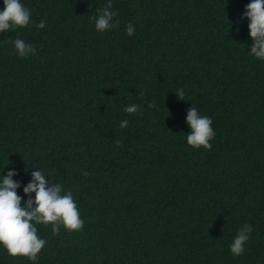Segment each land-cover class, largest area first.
Returning <instances> with one entry per match:
<instances>
[{
    "label": "trees",
    "instance_id": "16d2710c",
    "mask_svg": "<svg viewBox=\"0 0 264 264\" xmlns=\"http://www.w3.org/2000/svg\"><path fill=\"white\" fill-rule=\"evenodd\" d=\"M21 2L33 23L0 33V175L19 173L26 202L31 172L43 171L72 191L85 223L58 235L37 225L38 261L0 244V264H264V60L242 19L251 0H111L120 23L104 32L92 17L108 0ZM17 38L35 54L21 58ZM132 104L143 115L124 111ZM192 106L213 121L210 151L187 144ZM245 224L251 238L234 256Z\"/></svg>",
    "mask_w": 264,
    "mask_h": 264
},
{
    "label": "clouds",
    "instance_id": "9594fccd",
    "mask_svg": "<svg viewBox=\"0 0 264 264\" xmlns=\"http://www.w3.org/2000/svg\"><path fill=\"white\" fill-rule=\"evenodd\" d=\"M112 7L111 0H108L103 8L97 10L98 14L92 17L98 32L119 27L118 20L113 22L117 13L112 10ZM243 18L249 21V34L253 41L250 54L257 59L264 60V0H251L246 5ZM31 23H33L31 9L26 7L21 0H3V9L0 10V33L25 28ZM36 27L44 28L45 22L40 21ZM126 30L129 36L135 31L131 23L126 26ZM12 43L21 58L34 55L36 52L35 45L23 39L17 38ZM176 94L179 100H184L183 88L179 89ZM155 106V103L148 105L149 108ZM124 111L129 114L143 115L140 106L135 104L126 106ZM128 123L127 120H123L120 127L126 128ZM187 124L191 129L186 136L187 144L194 149L203 147L210 151L212 149L210 141L216 135L212 127V119L201 115L198 109L192 106L188 110ZM116 143L118 146H123L122 141ZM18 174L16 170H11L7 172V175H0V244L10 256H23L36 262L38 254L47 243L39 236L37 225H51L53 234L58 235L61 226L67 231H81L85 222L81 218L72 191H65L63 185L59 183L52 182L49 186L47 175L41 170H33L30 182L23 187L24 194L28 197L25 202L24 198L18 194L22 182L14 180V176ZM252 231L250 224H245L239 229L229 246L234 256L244 253V246L250 240Z\"/></svg>",
    "mask_w": 264,
    "mask_h": 264
}]
</instances>
